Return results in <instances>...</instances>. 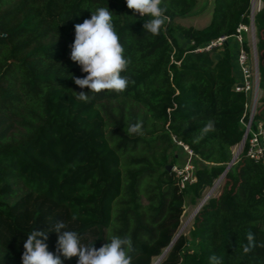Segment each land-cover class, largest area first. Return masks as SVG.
<instances>
[{
  "label": "trees",
  "instance_id": "16d2710c",
  "mask_svg": "<svg viewBox=\"0 0 264 264\" xmlns=\"http://www.w3.org/2000/svg\"><path fill=\"white\" fill-rule=\"evenodd\" d=\"M197 1L163 0L168 21L153 36L143 28L148 18L133 16L126 0H0V264H23L33 230L47 232L44 242L57 254V221L97 249L110 235L128 237L132 264H152L177 234L186 202H201L223 174L250 113L251 92L236 88L242 73L233 33L251 23L252 0H214L203 27L178 23ZM262 2L254 15L261 91L254 121L264 125ZM100 7L112 11L130 83L120 94L88 93L84 102L77 93L90 89L72 77L87 74L71 61L70 45L75 25ZM221 35H228L221 45L205 47ZM135 123L142 132L127 134ZM175 138L196 155V180L184 187L167 168L184 161ZM246 146L159 264H212L213 256L264 264V163ZM249 230L257 247L245 254Z\"/></svg>",
  "mask_w": 264,
  "mask_h": 264
},
{
  "label": "clouds",
  "instance_id": "9594fccd",
  "mask_svg": "<svg viewBox=\"0 0 264 264\" xmlns=\"http://www.w3.org/2000/svg\"><path fill=\"white\" fill-rule=\"evenodd\" d=\"M126 4L133 11V16L138 14L148 18L143 25L144 31L153 36L161 34L168 21L167 9L161 6L163 0H126ZM70 48L71 61L87 74L83 78L72 77L74 83L81 89H90V92H78L76 99L88 102V93L108 91L120 94L126 91L130 79L123 73L128 71L130 61L124 55L125 48L108 7L92 11L90 19L75 25V39ZM125 132L129 135L140 134L142 123L127 125ZM66 227L63 221H57L51 230L58 234L57 254L50 252L44 242L48 239L47 232L33 230L28 234L23 243V264H64V259L73 257H78L77 264H132L130 253L134 248L130 238L110 235L109 242L97 249L95 243L82 244L78 233L65 230ZM246 239L247 244L243 246L245 254L257 247L255 235L250 230L246 233ZM259 246L264 247V243ZM211 260L212 264H222L218 257L213 256Z\"/></svg>",
  "mask_w": 264,
  "mask_h": 264
},
{
  "label": "built area",
  "instance_id": "2783aa9c",
  "mask_svg": "<svg viewBox=\"0 0 264 264\" xmlns=\"http://www.w3.org/2000/svg\"><path fill=\"white\" fill-rule=\"evenodd\" d=\"M263 2L262 0H254L252 1L251 7V21L254 18L256 11H258ZM247 23H240L237 27V31L233 33V36L236 38L238 42V63L240 66V70L242 73V78L240 82L237 84L238 90H244L246 92H251L253 94L252 103L247 104L246 109L249 110V118L242 119L245 124V132H244V144L247 145V154L256 159L262 160L264 163V125L258 120L254 121V114L256 111V106L258 102V91H259V76L257 63L251 64L249 61V54L247 49L244 46V34L243 31H248ZM228 38V35H221L216 39L211 40L209 43L205 45L206 48H209L213 45H221L223 41ZM201 48V47H199ZM246 110V111H247ZM248 112V111H247ZM245 116V115H244ZM175 140L183 146L185 151V160L182 163L172 164V169L176 172L178 176H180V185L182 187L186 186L187 183L193 182L196 180V164L194 162L195 152L193 149L182 140L175 138ZM242 148V149H243Z\"/></svg>",
  "mask_w": 264,
  "mask_h": 264
},
{
  "label": "rangeland",
  "instance_id": "374dc122",
  "mask_svg": "<svg viewBox=\"0 0 264 264\" xmlns=\"http://www.w3.org/2000/svg\"><path fill=\"white\" fill-rule=\"evenodd\" d=\"M254 1V0H252ZM213 5H214V0H198L196 6L186 15L184 16H179L176 18V21L178 23L184 24L186 26H194V27H203L204 25H206L207 23H209L211 16H212V10H213ZM249 30L246 31V39L249 45V50L248 54H249V61L251 62V64L253 63H257L258 62V53L255 47V43L257 42V37H256V26H254L253 24V20L251 21L250 25H248ZM182 36V35H181ZM258 97L261 93L260 89L258 91ZM253 96V94H252ZM252 100L254 102V99H251V103ZM242 151V150H241ZM233 152L234 153H238L240 154V144H236L233 147ZM182 159L185 160V155L182 156ZM223 180V179H222ZM222 180L216 179L214 184L212 186H209L208 188H206V190L204 191L203 197L202 199L209 193L210 195H214L219 193L220 190V186L222 184ZM201 199V201H202ZM201 202H199L196 205H192L189 202H186L185 204V212L182 216V222L181 225L179 227L180 233H188L191 226H192V222H193V218H194V213L196 212L199 204ZM159 256V255H158ZM158 256H155L153 258V262H155L158 258Z\"/></svg>",
  "mask_w": 264,
  "mask_h": 264
},
{
  "label": "water",
  "instance_id": "95a60500",
  "mask_svg": "<svg viewBox=\"0 0 264 264\" xmlns=\"http://www.w3.org/2000/svg\"><path fill=\"white\" fill-rule=\"evenodd\" d=\"M253 24H254V26H255L254 18H253ZM255 47H256V43H255ZM256 50H257V47H256ZM257 69H258V76H259V66H258V62H257ZM244 136H245V135H244ZM244 136H243V138L241 139V141L239 142V144H240V152H241V150H242V148H243V144H244V140H245V137H244ZM238 155H239V152L233 154V157H232L231 161L228 163V165H227L225 171L223 172V174L219 177V180H222V179L224 178V175L226 174V172L228 171V169H229V168L232 166V164L235 163V161L237 160ZM167 168H168L169 170H171V169H172V164H168V165H167ZM209 196H210V194H207V195L203 198L204 200L201 201V203L199 204L197 210L199 209V207L203 204V202H204ZM197 210H196V212H197ZM196 212H195V213H196ZM195 213H194V214H195ZM179 235H180V231L177 232V234H176L175 237L172 239V241H171V242H170V243L164 248V250L159 254L157 260H156L155 262H152V264H159V263L163 260V258L165 257V255L167 254V252L170 250V248L172 247L173 243L175 242L176 238H177Z\"/></svg>",
  "mask_w": 264,
  "mask_h": 264
},
{
  "label": "crops",
  "instance_id": "0c3cea01",
  "mask_svg": "<svg viewBox=\"0 0 264 264\" xmlns=\"http://www.w3.org/2000/svg\"><path fill=\"white\" fill-rule=\"evenodd\" d=\"M240 79H241V76L239 75ZM251 97H252V93H251Z\"/></svg>",
  "mask_w": 264,
  "mask_h": 264
},
{
  "label": "bare ground",
  "instance_id": "6f19581e",
  "mask_svg": "<svg viewBox=\"0 0 264 264\" xmlns=\"http://www.w3.org/2000/svg\"><path fill=\"white\" fill-rule=\"evenodd\" d=\"M209 194V193H208ZM202 200H204V199H202Z\"/></svg>",
  "mask_w": 264,
  "mask_h": 264
}]
</instances>
